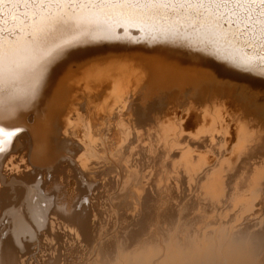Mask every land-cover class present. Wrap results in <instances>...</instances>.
I'll list each match as a JSON object with an SVG mask.
<instances>
[{
    "label": "bare ground",
    "instance_id": "1",
    "mask_svg": "<svg viewBox=\"0 0 264 264\" xmlns=\"http://www.w3.org/2000/svg\"><path fill=\"white\" fill-rule=\"evenodd\" d=\"M157 7L161 10L159 15L154 11ZM190 12L191 9L184 14L178 6L165 11L164 6L124 3L0 5V44L5 52L0 126L6 129L0 147L4 157L28 143L27 158L36 165L32 169L28 163L27 167L22 163L19 166L12 163V157L9 163H0V172L10 169L11 175L15 171L29 184L23 190L27 195L21 205L7 194L10 190L6 192L2 185L4 176L0 175V210L5 212L0 222L3 227L0 232L4 233L0 239L5 241L0 247V258L10 264H24L29 259L30 264L33 259L37 264H264V127L258 126L259 122L255 125L253 119L254 123L243 118L244 110L239 115L242 126L237 145L231 146L232 137L229 142L217 137L219 116L214 119L208 108L205 112L198 108V114L202 111L204 116L196 117L203 135L194 139L192 133L188 134L191 138L181 131L184 126L180 129L175 125L177 119L171 123L167 117L171 112L166 113V120L165 116L139 106L140 92L153 88H143L147 82L144 68L121 60H112L107 67H89L85 74L88 83L104 71H126L109 78L112 84L110 93L105 90L109 103L103 101L105 108L96 109L97 104L91 108L82 102L84 105L78 103L81 108L77 107V96L71 97L69 87L56 91L55 97L52 95L56 79L69 66L103 52H123L119 43L132 42L128 36L131 29L139 30L136 34L148 41L184 39L191 47L205 46L196 52H185L183 47L187 43H181V47L177 43L158 48L165 53L160 56L142 53L157 57L169 68L201 75L220 85L236 86L242 91L249 89L243 78H251L259 88L256 78L242 75L234 68L258 70L256 65L262 63L264 54L249 55V51L247 55L230 45L225 48L226 44L235 45L228 41L233 39L234 30L228 25L216 27L210 20L195 18ZM105 43L109 45L103 46ZM84 45L90 47L83 48ZM211 48L228 60L216 59L209 52ZM259 49L256 50L261 52ZM171 51L183 55L179 58ZM13 52L15 56L10 57ZM174 56L179 62L173 60ZM192 60L201 66L195 63L194 67L188 66L187 62ZM151 63L156 64L152 60ZM132 73L136 77L130 80ZM36 74H39L38 95L25 103L23 97ZM126 79L129 82L125 83ZM184 81L181 80L182 84ZM160 92L159 97L165 93ZM259 94V89L252 93ZM23 110H29L28 114L16 119ZM210 115L214 116L212 122ZM147 116H151L149 122L145 120ZM233 116L228 117L234 123L238 119ZM19 128L24 131L16 135ZM103 129L105 133L122 132L124 140L120 143L118 139L117 144L110 146L112 140L106 137L109 146L101 145L97 139ZM7 130H13L12 135ZM80 140L81 146L69 148L70 143L77 141V144ZM193 148L200 152L206 149L202 152L205 156ZM208 150L214 154L212 162L206 155ZM15 172L11 177L17 175ZM75 191L83 195L82 202L77 204L67 200ZM19 220L26 226L24 233L17 232ZM33 224L34 229H40V235L34 232ZM14 241L19 244L18 251ZM30 241L35 242V247Z\"/></svg>",
    "mask_w": 264,
    "mask_h": 264
},
{
    "label": "rangeland",
    "instance_id": "2",
    "mask_svg": "<svg viewBox=\"0 0 264 264\" xmlns=\"http://www.w3.org/2000/svg\"><path fill=\"white\" fill-rule=\"evenodd\" d=\"M131 31H132V33H131ZM135 29H131L130 30V34L128 35V36H131L132 37V42L131 43H119V44H121L122 46L120 47V51H123V52H121V53H119V54H114V53H108V52H103V53H100V54H98V55H95L94 57H92V58H89V59H87L85 62H83V63H80V64H77V65H72V66H69L64 72H62L59 76H58V78L56 79V81H55V84L53 85V90H55V91H53V93H52V95L55 97V95H56V91L57 92H59V91H63L65 88L67 89L68 87V89L71 91V97H73L74 95H76L77 96V98H76V101H75V104L77 103H79L81 106H83L85 103H88V104H90L91 106V108H95L97 105V107H96V109H102V108H105L106 107V105L108 104L109 105V103H108V99H106V97L108 96V93L107 92H109L110 91V85L112 84V82L110 83V82H108V81H112V80H110L109 78H114L115 76H120L121 74H126V71H113V70H110V72H109V70L106 72V71H104L102 74H100L98 77H96L93 81L94 82H92V81H90V82H88L87 83V79H86V75H87V72H88V70H89V67H93V66H95V65H97V66H101V67H107L108 65H109V62L110 61H112V60H118L119 62H120V60H121V62H123V61H126L124 64H127V65H129V63H131L132 65H135L136 66V68L137 67H142V68H144L145 69V71H146V80H147V82H146V85H144L143 86V88L144 87H146V88H153V90L154 89H158L157 91L156 90H152V91H141L140 93V96H141V98H142V100L138 103L139 104V106L140 107H142V108H147L148 110H150L151 112H155V113H153V114H156V113H158V114H161V115H163V116H165L166 117V115L167 114H169L170 112V116L168 115L167 117H169L168 119L170 120V118H171V123L173 124L174 123V121L176 120V124L175 125H179V127L178 128H180L181 129V127L182 126H184L185 128H182L181 129V131H183V133H184V135H186L187 134V136H190V135H188V134H191L192 133V135H193V137H194V139L195 138H199L201 135H203L202 134V130H200L201 129V126L199 125V124H197L196 123V117H198V116H200V114L201 115H203L204 113L203 112H205V110L208 108V109H210V114L212 115H215V117L214 116H212L211 117V115H210V118H209V120H210V122H212L214 119H217V117L219 116V117H221V118H219L218 117V121L220 120V122L222 121V119H223V125L221 126L220 125V122H218V125L219 126H217V128H216V135H217V137L218 138H220L221 140H226L227 139V141L229 142L230 140H231V137H232V139H233V141H234V143L231 145V146H235V145H237V143H238V141H237V138H238V132H240V127L242 126L241 124H239V121H242L241 119L242 118H240V116H241V114H242V117L244 118V117H247L246 119H249V121L251 122L252 121V119H253V121L254 122H256V124L255 125H258V126H262V127H264L263 125H264V72H261V70L258 68V70H255V69H253V70H251V69H248V68H242V69H240V68H234L236 71H238L239 73H241L242 75H245V74H247V75H250L251 77H254V79L255 80H257V82L256 83H258V85H259V88H257L255 85L256 84H254L253 82H251L252 80H251V78H249V79H245V77L243 78V80L242 81H244L246 84H247V86H249V89H247L246 91H242V90H238L237 89V87L236 86H234V87H228L227 85H220V84H217V83H215L212 79H207L206 77H204V76H201V75H196V74H193V73H188V72H184V71H178V70H175V69H172V68H169L168 66H166V65H164L163 63H160V59H157V57H147L146 55L148 54V55H157V56H160L159 54H165L164 52H162L163 50H161V51H158L157 49L158 48H162V46H164V45H174V44H177V45H179V47H181L180 45H182V44H186V46L185 47H183L184 48V50H186L185 52H187V51H192V52H196V51H199V50H202L205 46H200V45H196V46H193V47H191L190 45H189V42H187L186 40H184V39H178V40H168V39H166V40H164V39H158V40H156V39H154L153 41H148L147 39H143V38H141L140 36V34L139 35H137L136 33H139V30H136L135 32ZM135 34V35H134ZM233 37V36H232ZM226 39V38H225ZM235 38H233L232 40L231 39H229L228 41L230 42V41H232L235 45L233 46V44H226L224 47L226 48V46H227V48L229 47V45H230V47L232 46V47H235L236 46V48H239V51L240 52H244L245 54H249V55H252V53H261V55H263L264 54V49H259L258 47V45L255 43V42H253L255 45H253L252 43L249 45L248 43H246L245 41H243V40H239V39H235ZM227 41V40H226ZM245 42V43H243V42ZM182 43V44H181ZM238 43H239V45H238ZM118 44V43H117ZM204 44H208V43H204ZM244 44V45H243ZM246 44V45H245ZM105 45H109V44H103V46H105ZM176 45V46H177ZM187 45H189V46H187ZM247 45H248V47H247ZM252 45V46H251ZM256 45H257V47H256ZM85 46V45H84ZM207 46H209V45H207ZM239 46V47H238ZM242 46L243 47H246L247 49L246 50H248V51H246L245 49H241L242 48ZM250 46V47H249ZM254 46V47H253ZM88 47H90V46H88ZM87 46H85V47H83V48H88ZM252 48H254V49H252ZM79 48H76L75 50H78ZM256 49H259V50H261V52L260 51H257ZM143 50V51H142ZM254 50V51H253ZM179 51V50H178ZM177 51V52H178ZM181 51H183V50H181ZM250 51V52H249ZM145 52V53H144ZM172 52V51H171ZM171 52H168V53H171ZM176 51H174V52H172L171 54L172 55H178L177 57H179V56H181L182 57V55H183V53H182V55L181 54H179V53H177ZM209 52L211 53V55L212 56H214L216 59H218L219 61H221V62H226L225 60H228V59H225L224 57H222L218 52H214V50H212V48H211V50L209 49ZM249 52V53H248ZM142 53H144V54H146L145 56H144V54H142ZM185 55V54H184ZM165 56V55H164ZM176 56H174L175 57V59H173V60H175V61H178L179 62V60H177V57ZM189 58L191 57V55H187ZM174 57H171V58H174ZM259 57H261V56H258V58ZM62 58V57H61ZM180 58V57H179ZM132 59V60H131ZM191 59V58H190ZM257 59V58H256ZM62 60V59H61ZM65 60V59H64ZM151 60L152 61H155L156 62V64L155 63H151ZM59 62V61H58ZM72 63H75V62H72ZM71 63V64H72ZM134 63V64H133ZM188 63H189V65H188ZM192 63V64H191ZM195 63V64H194ZM220 63V62H219ZM231 63V62H230ZM104 64V65H103ZM108 64V65H107ZM123 64V63H122ZM191 64V65H190ZM196 65V66H201V64L198 62V61H196V60H192V61H189V62H187V65L188 66H193L194 67V65ZM198 64V65H197ZM221 64V63H220ZM103 65V66H102ZM232 65V64H231ZM219 68H220V70H225V69H223V67H220V66H218ZM149 69V70H148ZM84 70H86V71H84ZM68 72V73H67ZM86 74V75H85ZM120 74V75H119ZM133 75H134V77H133ZM136 75V73H132V75L131 76H129L128 77V79H130V80H132V78L133 79H135V76ZM155 75H157V76H155ZM168 75V76H167ZM104 76V77H103ZM69 77V78H68ZM102 77V78H101ZM166 78V79H164V78ZM185 77V78H184ZM85 78V79H84ZM108 78V79H107ZM154 78H156L155 80L156 81H158V79H159V81L161 82H157V85L155 84V80H154ZM160 78H162V80L163 81H165V82H163V81H161L160 80ZM171 78V79H170ZM175 78H176V80H175ZM247 78V77H246ZM258 78H259V80H258ZM107 79V80H106ZM261 79H262V81H261ZM167 80H168V82H167ZM170 80H172V81H170ZM181 80L183 81V80H185L184 82H186V83H183L182 84V82H181ZM251 80V81H250ZM67 81V82H66ZM74 81V82H73ZM134 81V80H133ZM153 81H155V82H153ZM170 81V82H169ZM189 81V83H187ZM192 81V82H191ZM259 81V82H258ZM68 82H70V83H68ZM84 82V83H83ZM105 82V83H104ZM126 82H129V80H127L126 79V81H125V83ZM150 82H152V83H150ZM163 82V83H162ZM175 82H176V84H175ZM178 82L180 83L179 85H178ZM190 82H191V84H190ZM263 84H262V83ZM79 83H81L80 85H78ZM95 83V84H94ZM107 83V84H106ZM159 83L161 84V86L159 85ZM198 83H199V85H198ZM250 83V84H249ZM251 83H252V86H251ZM151 84V85H150ZM155 84V85H154ZM189 84V85H188ZM254 84V85H253ZM159 85V87H157ZM185 85V86H184ZM187 85V86H186ZM196 85H198L197 86V88H196ZM148 86V87H147ZM150 86V87H149ZM195 86V87H194ZM99 87H100V89L102 88V91L99 89ZM155 87V88H154ZM161 87L162 88H164L163 90L165 91V93H163L164 91L163 90H161ZM86 88H88V89H86ZM106 88L107 89H109V90H107V92H105V90H106ZM192 90H191V89ZM255 88V89H254ZM98 89V90H97ZM190 90V91H187V90ZM259 89V92H260V94L258 95V96H254V95H252V93L254 92V91H257ZM89 90V91H88ZM96 90V91H95ZM166 90H168V91H166ZM182 92H181V91ZM193 90H194V93H193ZM66 91V90H65ZM80 91V92H79ZM87 91H88V93H87ZM161 91V92H160ZM183 91H184V93H183ZM186 91H187V93H186ZM79 92V93H78ZM102 92V93H101ZM143 92H146V94H144ZM154 92V93H153ZM158 92H160V94L161 93H163V94H161L162 96L161 97H159L158 95H159V93ZM191 94H189V93ZM192 92V93H191ZM195 92H196V94H195ZM252 92V93H251ZM72 93H73V95H72ZM98 93V94H97ZM110 93V92H109ZM153 93V94H152ZM100 94V95H99ZM151 95L150 97H149V95ZM189 94V95H188ZM223 94V95H222ZM98 95V96H97ZM107 95V96H106ZM155 95V96H154ZM157 95V96H156ZM172 95V96H171ZM106 96V97H105ZM191 96V97H190ZM87 97V98H86ZM145 97V98H144ZM147 97V98H146ZM193 97V98H192ZM198 97V98H197ZM257 97H259V98H257ZM82 98V99H81ZM144 98V99H143ZM163 98V99H162ZM103 99H106V101L105 100H103ZM82 100V101H81ZM89 100L91 101V102H89ZM95 100V101H94ZM100 100V101H99ZM144 100H146L145 102H144ZM155 100V101H154ZM217 100V101H216ZM86 101V102H85ZM105 102V104H104V102ZM84 103L83 105H82V103ZM144 102V103H143ZM147 102V103H146ZM195 102V103H194ZM215 102V103H214ZM92 103V104H91ZM99 103L101 104V105H99ZM141 103V104H140ZM145 103H146V105H145ZM193 103V104H192ZM217 103V104H216ZM78 104V106L77 107H80L81 108V106ZM97 104V105H96ZM248 104V105H247ZM102 105H103V107H102ZM160 105V106H159ZM95 106V107H94ZM99 106L101 107V108H99ZM170 106V107H169ZM215 106V107H214ZM108 107V106H107ZM79 108V109H80ZM195 108V109H194ZM198 108H199V110H204L202 113L200 112L199 114H198V112H199V110H198ZM228 108V109H227ZM230 108V109H229ZM237 108V109H236ZM78 109V113L79 114H82V112H81V110H79ZM193 109H194V111H193ZM221 109H223V110H221ZM239 109V110H238ZM187 110V111H186ZM191 110V111H190ZM196 110V111H195ZM212 110V111H211ZM230 110V111H229ZM235 111L234 113L233 112H231V111ZM237 110H238V113H237ZM243 110H244V113H241V111L243 112ZM228 111H229V113H228ZM28 112H29V110H23V111H21L20 112V114L16 117V119H18L19 117H20V115L22 114H24V115H27L28 114ZM186 114H185V113ZM195 112H197V113H195ZM219 112V114H217ZM226 112V113H225ZM167 113V114H166ZM177 113V114H176ZM216 113V114H215ZM224 115H223V114ZM241 113V114H240ZM165 114V115H164ZM223 116H222V115ZM237 115L236 117L235 116H233V115ZM244 114H246V115H248V116H244ZM181 115V116H180ZM196 115V116H195ZM198 115V116H197ZM229 115H231V116H233L234 117V119H238L236 122H235V120H234V123L232 122L233 121V118H232V121H231V119H229L230 117H228ZM240 115V116H239ZM30 116V115H29ZM28 116V117H29ZM174 116V117H173ZM176 116V117H175ZM189 116V117H188ZM204 116V115H203ZM202 116V117H203ZM238 116H239V118H238ZM150 117L151 116H147V118H145V120H147L146 122H149L150 121ZM164 117V118H165ZM167 117L165 118L166 120H168L167 119ZM174 119H173V118ZM214 117V119L212 120L211 118H213ZM224 117V118H223ZM254 117V118H253ZM188 118V119H187ZM225 118L227 119L225 122H227V123H230L229 124V126H228V124L227 123H224V120H225ZM29 119H32V118H29ZM28 119V120H29ZM149 119V120H148ZM164 119V121H166ZM172 119H173V122H172ZM245 119V120H246ZM251 119V120H250ZM259 121H258V120ZM145 120H144V122H145ZM229 120V121H228ZM181 121V122H180ZM231 121V122H230ZM248 121V120H247ZM252 121V123H254ZM177 122H179L180 124H178ZM182 122H183V124H182ZM184 122H186V124L184 123ZM257 122H259L258 124H257ZM101 123V122H100ZM99 123V124H100ZM237 123L239 124L238 126H237ZM98 124V125H99ZM225 124H227L226 126H225ZM232 124V125H231ZM236 124V125H235ZM262 124V125H261ZM241 125V126H240ZM101 126V125H100ZM103 126V125H102ZM101 126V127H102ZM196 127V128H195ZM225 127V128H224ZM229 128H231V129H229ZM186 129V130H185ZM238 129V130H237ZM230 132H229V131ZM22 131H24L23 129H21V128H19L18 129V133H16V135H18V134H20ZM103 131H104V133H100V135H98V139L97 140H99V142L101 143V145H108V143L109 142H111V143H109V145L110 146H114L115 144H117V142L119 141V140H121V141H119L120 143L124 140V137H123V134H122V132H118L117 134H112V133H105V131H106V129L104 130L103 129ZM170 132V131H169ZM186 132V133H185ZM201 132V133H200ZM26 133V132H25ZM121 133V134H120ZM197 133V134H196ZM204 133V132H203ZM232 135H231V134ZM106 136H105V135ZM110 134V136H111V134H112V136L111 137H109V136H107V135H109ZM172 134V133H171ZM226 134H228V135H226ZM63 135V134H62ZM103 135V136H102ZM118 136L117 138L116 137H114V136ZM192 135L190 136L191 138H193L192 137ZM224 135H226V136H224ZM61 136V135H60ZM100 136V137H99ZM109 139L110 138V140H112V141H109L108 142V140H107V138ZM62 140H64V136H61L60 137ZM101 138H103V139H101ZM116 138V139H115ZM101 139V140H100ZM113 139H115V140H113ZM119 139V140H118ZM107 140V141H106ZM118 140V141H117ZM102 141V142H101ZM237 141V142H236ZM76 142L77 141H75V142H72L73 143V145L70 143L69 144V148L71 149V147H72V149L74 148V146H81L82 145V141L80 140V141H78V143L76 144ZM107 143V144H106ZM18 144H19V142H18ZM78 144H80V145H78ZM111 144H114V145H111ZM235 144V145H234ZM28 143H23L22 145H20L19 146V148L17 149V150H15V151H11L9 154H7V155H5L4 157H3V155L2 154H0V163H9V158H13L12 159V163H14V162H16L17 164L18 163H22V164H20V165H27L26 163H28V165L29 166H31V169L32 168H34L36 165L34 164H32L30 161H29V155H30V151L28 150V149H30V146L28 145ZM108 145V146H109ZM29 147V148H27V147ZM107 147V146H106ZM19 150H20V152H21V154H20V152H19ZM193 150H195L196 152H198V154L199 155H202L203 157L205 156V153H202V152H204L206 149H201L202 151L200 152L197 148H193ZM193 150H191V153L192 152H195V151H193ZM25 151H26V155H24L25 154ZM216 151H218V150H215V152ZM19 152V153H18ZM29 152V153H28ZM108 152V151H107ZM200 152V153H199ZM207 152V151H206ZM230 152H232L231 150L227 153L228 155L227 156H231V154H229ZM27 154H28V156H27ZM71 154V153H70ZM77 154V153H76ZM194 154V153H193ZM196 154V153H195ZM197 154V155H198ZM23 155V156H22ZM72 155V154H71ZM206 155L207 156H209L208 158L211 160L210 162H212V158H214V154L213 153H211L210 152V150H208V152L206 153ZM25 156H26V159H28V160H26L25 159ZM77 156H80L79 154H77ZM229 156V157H230ZM24 157V158H23ZM28 157V158H27ZM79 159H81V156L79 157ZM31 164V165H30ZM211 165H214V163L212 164V163H210ZM19 165V164H18ZM19 165V166H20ZM28 166V168H30ZM34 166V167H33ZM27 167V166H26ZM8 170V171H7ZM3 171V173H1ZM1 172H0V175L3 177L4 176V181H3V183H2V185H3V187L5 188V190H6V192H7V190H10L9 192H7V194H9V196L10 197H12V201H14L15 203L17 202L18 204L20 203L21 205L22 204H24V203H22V202H25V199H26V197H24V196H26L27 195V193H25L26 195H24V192L26 191V189H28L29 187V184H27V181L25 182V180H23V179H21V177H19V174L18 173H16L15 171V173L17 174V175H15V176H12L11 177V175H13V173L14 172H12L11 173V175L9 174V172H10V169H6V171L5 170H2ZM6 172H8L7 174V176L8 177H6L5 175H6ZM5 174V175H4ZM10 175V176H9ZM7 179V180H6ZM15 181V182H14ZM18 181V182H17ZM10 182H12V184L10 183ZM14 182V183H13ZM17 182V183H16ZM25 183H26V185H25ZM7 184L9 185V186H7ZM11 184V185H10ZM22 184V185H21ZM6 185V186H5ZM20 186V187H19ZM28 187V188H27ZM11 188V189H10ZM13 188V189H12ZM26 188V189H25ZM23 190H25V191H23ZM17 191L18 192H20L19 194L17 193ZM23 192V193H22ZM79 193V194H78ZM17 194V195H16ZM20 194H23V197H20ZM19 195V196H18ZM69 196V195H68ZM71 196V195H70ZM81 196H83L82 195V193H80V192H78L77 191V193H76V191H75V193H74V195L73 196H71V198L69 197L67 200H69V199H72V200H70L71 202H73V204L74 203H76L77 204V202H82V199L80 200V198H82ZM15 197H17V198H15ZM73 197V198H72ZM78 201H77V200ZM70 202V203H71ZM72 204V203H71ZM6 211V210H5ZM0 212H1V214H0V222H1V220H2V215L5 213L4 212V210L2 211V210H0ZM4 212V213H3ZM1 226V225H0ZM32 227H33V229H34V224L32 225ZM36 227V226H35ZM1 228H3L2 226L0 227V231L2 230ZM36 230V231H35ZM38 229H37V227H36V229H34V232L36 233H39L40 231V229L37 231ZM46 231V230H45ZM41 233H39L38 235H40ZM37 235V234H36ZM30 242H32L33 243V246L35 247V245H34V241H30ZM35 259H33V260H31V263H33V264H37L36 263V261H34ZM26 263L27 264H30V259H29V262L26 260ZM26 263H24V264H26Z\"/></svg>",
    "mask_w": 264,
    "mask_h": 264
},
{
    "label": "snow or ice",
    "instance_id": "3",
    "mask_svg": "<svg viewBox=\"0 0 264 264\" xmlns=\"http://www.w3.org/2000/svg\"><path fill=\"white\" fill-rule=\"evenodd\" d=\"M8 4H24V5H50V4H105V3H124L145 6H164V10L173 9V6H178L184 10V14H189L198 19H208L216 27L223 28L228 25L233 31V38L243 40L246 43L255 42L259 47L264 49V0H0V5ZM33 10H36L35 7ZM155 14H161L160 8L154 9ZM39 15V11L36 10ZM175 14V10H173ZM27 18V13H25ZM10 57H14L15 53H9ZM262 63L256 65L261 72H264V57H261ZM4 61L5 52L3 45L0 44V96L4 92ZM250 63V61H245ZM43 69H41V72ZM39 74L34 75L33 84L30 90L23 97L25 103L30 102L38 95ZM3 101L0 100V107ZM6 129L0 126V144L3 142V137ZM9 135H12L13 130H7ZM0 154H3V149L0 147ZM17 232L24 233L26 226L22 220H19L16 225ZM4 233L0 232V237ZM5 241L0 239V247ZM17 251L19 244L14 241ZM0 264H10L4 258H0Z\"/></svg>",
    "mask_w": 264,
    "mask_h": 264
}]
</instances>
